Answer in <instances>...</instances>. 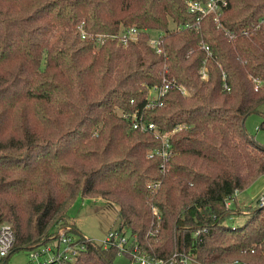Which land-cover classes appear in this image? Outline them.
Segmentation results:
<instances>
[{"label": "trees", "instance_id": "1", "mask_svg": "<svg viewBox=\"0 0 264 264\" xmlns=\"http://www.w3.org/2000/svg\"><path fill=\"white\" fill-rule=\"evenodd\" d=\"M198 16L186 0H0V222L14 229L11 252L47 241L88 196L117 206L118 226L140 250L264 264V202L225 205L264 174V145L244 127L264 104V0H228L221 25ZM133 25L135 41L111 37ZM156 31L160 51L148 42ZM163 75L189 89L170 88L142 110L160 130L184 124L165 172L148 156L160 139L116 111L142 108ZM238 213L242 222H225ZM116 256L115 246L86 240L72 264H115Z\"/></svg>", "mask_w": 264, "mask_h": 264}, {"label": "built area", "instance_id": "2", "mask_svg": "<svg viewBox=\"0 0 264 264\" xmlns=\"http://www.w3.org/2000/svg\"><path fill=\"white\" fill-rule=\"evenodd\" d=\"M187 7L190 11L198 12V19L206 14H211L213 19L221 25L220 15L224 8L228 5V0H186ZM264 22V16H261L257 22V26ZM189 25V24H186ZM181 25H178V27ZM81 37L86 36L85 31L82 28V24L79 25ZM139 28L136 26H130L117 34H111V37H116L118 41L127 45L132 40L135 41L138 37ZM226 33L230 38L234 37L232 33L226 30ZM163 40L162 32L156 31L149 37V44L156 50H161V43ZM97 41H102V36H97ZM201 46L205 49L207 55L211 54L209 45L202 43ZM203 60V65L198 69V73L201 77L206 76V69ZM224 77V76H223ZM176 87L182 94L188 95L189 89L181 84L177 83L174 78H169L163 75L159 83H154L147 86V95L145 102L142 106L136 107L133 111H120L124 118L128 119L130 125L142 132H152L160 139V144L151 149L148 152V156L160 157V170L165 172L173 153V147L171 143V137L173 133L184 127V124L178 123L170 130H160L154 122L147 121L142 113L143 109L152 108L157 104H161V97L170 89ZM161 185V180L149 181L147 187L151 191H156ZM237 189L226 198L225 205L228 207L233 203V199L238 194ZM264 202V193L260 197L259 204ZM152 211L159 217L157 207L152 205ZM71 226L68 224H61L53 229V232L49 235V239L44 243L36 246L35 248L28 250V264H72L80 252L83 250L85 241H93V239L87 237L79 238L77 234L70 231ZM206 227L194 230V235H198L201 231H206ZM15 243V232L12 226L7 222H0V264H7V257L9 256ZM102 247L115 246L117 248V255H126L128 257L127 264H193L199 263L193 256L183 253L179 250H174L169 257L157 256L155 254L148 253L140 250L138 242L134 240L133 236L128 232L122 230L119 226L108 229L103 239L100 240ZM230 264H255L252 262L241 261L234 259Z\"/></svg>", "mask_w": 264, "mask_h": 264}, {"label": "rangeland", "instance_id": "3", "mask_svg": "<svg viewBox=\"0 0 264 264\" xmlns=\"http://www.w3.org/2000/svg\"><path fill=\"white\" fill-rule=\"evenodd\" d=\"M260 110L264 112V104L260 106ZM116 111L118 113L120 112L119 109H116ZM262 112L249 113L244 120V127L258 143L264 145V127H258L264 118ZM263 193L264 174L258 176L244 189L238 191L236 196L237 200L244 202V205L231 203V206H237L238 209L240 207L242 210H247L246 206H253L256 203L259 204L260 197ZM244 217L245 214L238 213L229 216L225 222L228 224H237L242 222ZM67 224L70 226L75 225L84 236L86 235L96 243H100V240L103 239L108 231L107 229L116 227L119 224L117 206L99 197H78L69 209V221ZM128 260L126 255H117L115 264H127ZM7 264H28V249L20 248L13 250L7 257Z\"/></svg>", "mask_w": 264, "mask_h": 264}, {"label": "crops", "instance_id": "4", "mask_svg": "<svg viewBox=\"0 0 264 264\" xmlns=\"http://www.w3.org/2000/svg\"><path fill=\"white\" fill-rule=\"evenodd\" d=\"M233 203H235V204H239V205H244V204H245L244 202L237 200V197L233 199ZM107 230H108V229H107ZM107 230H106V231H107Z\"/></svg>", "mask_w": 264, "mask_h": 264}]
</instances>
